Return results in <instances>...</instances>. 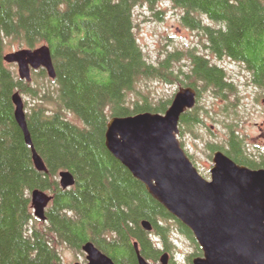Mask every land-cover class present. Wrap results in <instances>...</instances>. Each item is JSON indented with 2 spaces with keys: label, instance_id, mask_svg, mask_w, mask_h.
I'll use <instances>...</instances> for the list:
<instances>
[{
  "label": "trees",
  "instance_id": "trees-1",
  "mask_svg": "<svg viewBox=\"0 0 264 264\" xmlns=\"http://www.w3.org/2000/svg\"><path fill=\"white\" fill-rule=\"evenodd\" d=\"M164 2L183 10L185 25L204 32L213 55L245 65L264 93V0H0V264H65L59 245L84 254L89 241L116 264H139L136 240L152 264L165 252L169 264H180L174 231L194 244L188 264L203 254L191 229L151 196L105 142L110 118L168 108L172 97L151 98L150 82L197 90V104L181 116V137L199 138L211 116L199 104L204 90L224 100L234 92L224 68L196 49L158 62L147 58L135 33L134 10L145 4L160 13L156 4ZM43 44L52 51L54 79L41 67L26 81L4 61L7 52ZM183 54L190 61L187 71ZM16 90L33 99L32 105L25 99L27 121L47 172L36 168L15 118ZM222 110L225 137L208 142V150L221 149L250 168L264 167V149L255 157L229 105ZM61 170L74 174L75 185L61 187ZM36 188L52 195L46 221L34 216ZM145 219L151 231L143 228Z\"/></svg>",
  "mask_w": 264,
  "mask_h": 264
},
{
  "label": "water",
  "instance_id": "water-1",
  "mask_svg": "<svg viewBox=\"0 0 264 264\" xmlns=\"http://www.w3.org/2000/svg\"><path fill=\"white\" fill-rule=\"evenodd\" d=\"M4 61L18 66V75L32 80V70L44 67L56 77L49 45L21 48L4 54ZM15 118L32 148L39 171L48 168L36 150L27 121L24 97L13 94ZM197 104V90L181 86L164 112L145 111L110 118L105 134L108 150L145 184L148 192L176 219L193 232L203 254L192 264H264V167L250 168L237 163L223 150L213 153L210 179L204 177L179 139L181 116ZM63 189L75 185L69 170L58 173ZM34 216L47 220L46 210L52 195L36 188L31 192ZM142 226L151 231L149 220ZM139 264H152L134 242ZM86 263L116 264L89 241L82 246ZM165 252L156 264H169Z\"/></svg>",
  "mask_w": 264,
  "mask_h": 264
},
{
  "label": "rangeland",
  "instance_id": "rangeland-1",
  "mask_svg": "<svg viewBox=\"0 0 264 264\" xmlns=\"http://www.w3.org/2000/svg\"><path fill=\"white\" fill-rule=\"evenodd\" d=\"M156 6L159 7L160 13H156L155 10L145 4L138 5L134 10L135 33L147 58L150 61L158 62L160 58L166 57L169 53L175 51L186 53L188 50L196 49L213 63L222 66L229 81L234 85V92L229 95L228 100L217 98L209 89L204 90L199 104L204 110L208 109L211 116H206L205 124L200 128V137L194 138L190 134L183 137L179 135L183 147L201 174L208 179L211 177L210 169L213 166L214 152H210L206 144L222 140L225 137L224 123L227 116H224L222 109L226 103L231 109L232 114L230 115L238 121L237 129L244 136L254 156L257 157L263 153L264 93L262 89L253 84L251 74L245 65L228 57L219 58L213 55L207 46L208 40L204 32L183 23L182 9L174 7L171 2L157 3ZM204 21L213 26H218L214 21L208 19H204ZM182 57H185V54ZM189 63L187 57L181 63L186 71L189 69ZM11 64L18 73L17 64ZM148 85L149 91L146 93L150 94L151 98H173L181 87L179 82L167 83L164 81H154ZM24 98L28 100L29 105L33 104L32 98L27 96ZM68 116L76 120L71 113ZM174 232L173 238L176 241L178 251L175 259L180 264H188L186 258L188 254L194 253V244L187 235L180 231ZM58 248L65 264L85 263V252L84 254L76 252L65 245H59Z\"/></svg>",
  "mask_w": 264,
  "mask_h": 264
}]
</instances>
